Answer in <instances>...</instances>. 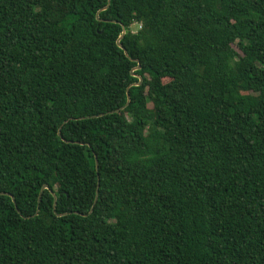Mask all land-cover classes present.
<instances>
[{
	"label": "trees",
	"instance_id": "obj_1",
	"mask_svg": "<svg viewBox=\"0 0 264 264\" xmlns=\"http://www.w3.org/2000/svg\"><path fill=\"white\" fill-rule=\"evenodd\" d=\"M0 264H264V0H0Z\"/></svg>",
	"mask_w": 264,
	"mask_h": 264
},
{
	"label": "water",
	"instance_id": "obj_2",
	"mask_svg": "<svg viewBox=\"0 0 264 264\" xmlns=\"http://www.w3.org/2000/svg\"><path fill=\"white\" fill-rule=\"evenodd\" d=\"M107 6H108V5H106V7H107ZM106 7H104V9H105ZM98 18L100 19L99 16H98ZM125 33H126V30L123 29L122 35L119 37V39H118V41H117V44H118L119 47H121L122 49H124L126 55H129L128 52H127V50L124 48V46H123L122 43L120 42V39L124 36ZM136 60H138V59H136ZM139 68H140V64H138L137 66H135V67H133V68L131 69V73H132V75H135V76L138 77V82H134V83H132V84L139 85V84L142 83V76L139 75V74H136V73L134 72L135 69H139ZM129 101H130V94H129V92H128V101H127V104L129 103ZM125 106H126V105H125ZM125 106H123V107H125ZM118 110H119V109H116V111H118ZM102 114H103V113H101V114H99V115H102ZM77 142H79V143H81V144L84 143V142H82V141H77ZM95 158H96V170L98 171V168H99L98 160H97V157H95ZM47 187H48V185L45 184V185H43V187L41 188V191H40V193H39V197H38L39 201H41L42 191H43L45 188H47ZM8 194H9L10 196L13 197L12 194H10V193H8ZM53 195H54V197H55V201H54V206H55V204H56V202H57V199H56V195H55V193H54ZM13 199H14V198H13ZM95 201H97V197L95 198ZM91 210H92V209H91ZM91 210H90V212H91ZM67 213H68V212L58 213V215L60 216V215L67 214ZM75 213H79V212H78V211H75Z\"/></svg>",
	"mask_w": 264,
	"mask_h": 264
},
{
	"label": "rangeland",
	"instance_id": "obj_3",
	"mask_svg": "<svg viewBox=\"0 0 264 264\" xmlns=\"http://www.w3.org/2000/svg\"><path fill=\"white\" fill-rule=\"evenodd\" d=\"M131 27L135 30L137 28V24H133Z\"/></svg>",
	"mask_w": 264,
	"mask_h": 264
}]
</instances>
